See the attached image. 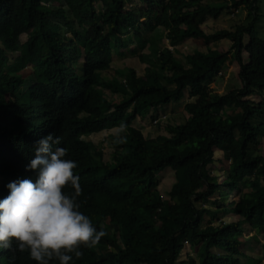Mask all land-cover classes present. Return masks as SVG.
I'll return each instance as SVG.
<instances>
[{
	"label": "trees",
	"instance_id": "1",
	"mask_svg": "<svg viewBox=\"0 0 264 264\" xmlns=\"http://www.w3.org/2000/svg\"><path fill=\"white\" fill-rule=\"evenodd\" d=\"M57 2L59 7L55 0H0V199L9 182L36 177L25 165L35 142L52 133L60 137L55 147L66 148L65 159L76 163L79 210L104 231L94 245L81 246L70 264H245L243 222L264 227V157L255 153L264 138V38L257 32L262 0ZM134 2L140 7L128 9ZM240 9L247 11V25L213 34L202 28ZM166 39L172 47L229 40L232 48L196 51L184 63ZM130 44L147 65L144 74L128 68L123 82L102 79L113 52ZM229 55L239 66L241 88L206 95ZM28 66L34 83L26 86L22 72ZM106 90L121 94L119 102L112 103ZM186 93L188 118L167 119L166 135L148 141L134 127L138 117L178 103ZM83 108L99 112L80 116ZM115 128L125 130L107 164L86 138ZM219 146L230 161L222 182L210 167ZM166 168L176 173L170 199L162 196L158 175ZM234 190L239 198L232 201ZM230 210L241 220L214 223ZM198 242L197 259L188 254L180 260L185 247ZM0 264L35 262L13 244L0 248Z\"/></svg>",
	"mask_w": 264,
	"mask_h": 264
},
{
	"label": "clouds",
	"instance_id": "2",
	"mask_svg": "<svg viewBox=\"0 0 264 264\" xmlns=\"http://www.w3.org/2000/svg\"><path fill=\"white\" fill-rule=\"evenodd\" d=\"M132 6L133 7L130 8L127 4L128 9H136L134 5ZM124 39H126V36H124ZM25 42L22 41V43ZM182 45L172 47L167 44L166 46H168L170 51H172V53L174 54V51ZM119 53H121V51ZM28 69H30L31 71L32 66H28L25 68V70ZM222 71L218 73V75H221ZM123 74L124 72L121 73L119 71H116L114 78L107 79V81L112 82V80L117 79L123 82ZM217 76L214 79H216ZM102 79H104L103 75ZM239 84L241 88L240 80ZM215 92L217 91L214 90L211 93L206 94L211 95ZM185 95L186 96L182 100H187L188 103V93H186ZM253 96L259 95H252L250 96V98H252ZM252 99L258 101L255 98ZM181 101H179L178 103L162 105L158 109H151V113L149 112L146 117H138L137 120L139 118L145 119L148 116L151 117L157 114L162 108L171 106L172 104L178 105ZM187 118L188 114L184 117V119ZM167 119L168 118H166V114L161 115L157 118V120H155L154 125H157L160 121L166 122ZM135 122L134 127L140 130V128L136 126ZM114 130H116V128ZM114 130L104 131L112 132ZM124 130L125 128L118 129V131L120 132H123ZM88 138L89 137H87L86 140H88ZM113 139L114 137L112 138V140ZM59 144L60 137L54 136L52 133H48L39 138L33 146V158L29 160L25 165V171L32 170L36 173V177L28 176L34 177L35 181L33 182L32 180L27 179V177H19V180L9 182L6 185L8 194L4 198L0 199V248L7 249L15 244L17 250L21 252L27 251L29 258L33 260L35 264H50V261L53 260L57 261L58 264H70V261H72L73 259V255L77 258L81 255V252L79 251V248L81 246L90 247L104 235L103 229L97 230V228L93 226V223L89 219V217L79 210L80 204L77 202V197L80 194V189L78 177L73 173V169L76 167V163L71 159H65L67 149L64 147H55ZM98 150L104 154L103 151H101L100 149ZM116 150L117 149H115V152ZM258 155L263 156L262 154ZM111 163L112 159L111 162L107 164ZM1 177L2 176H0V178ZM65 186L71 187V189L73 190L71 195L66 194L62 191ZM228 214L230 215L234 213L230 210L227 215ZM240 220L241 219L239 217L236 221ZM208 221L209 219L207 218L204 226ZM245 224H248L254 230L262 229L253 220L248 223L243 222V236L241 238L242 245H244V243L246 242ZM242 245L240 246V250L246 255L247 258L245 260V264H248L249 261L252 260V258L242 250ZM193 246H198V255L201 242H198L196 245H187L184 249V252L187 248ZM183 254L180 260H186L188 254L197 259V257H195L193 253Z\"/></svg>",
	"mask_w": 264,
	"mask_h": 264
},
{
	"label": "rangeland",
	"instance_id": "3",
	"mask_svg": "<svg viewBox=\"0 0 264 264\" xmlns=\"http://www.w3.org/2000/svg\"><path fill=\"white\" fill-rule=\"evenodd\" d=\"M58 0H55V4H53L55 7H59ZM225 1V0H221ZM128 6L131 8L139 6L140 3L136 2L134 4L127 3ZM101 5V2H97V7L99 8ZM260 13L262 18L259 19L257 23V32L260 37L264 38V0H262V4L259 5ZM247 12V11H245ZM242 9L240 10H233L232 14H226L223 13V15L217 19H209L204 25L203 29L207 34H213L216 31L224 30V29H234L235 26L239 24L247 25L248 22L245 21V13ZM27 40V35H23L21 38V41L25 42ZM168 42L165 40V45H167ZM248 44V38L247 36L244 39V45ZM135 49V45H131V47L123 48L121 50V53L114 52L112 55V63H111V70L104 73V77L106 79L114 78V75L116 71H119L121 73L127 71L128 68H133L137 71L139 76H142L145 72V68L147 65L142 64L135 52H132L130 49ZM232 48L231 41L229 40H222L218 42H210L209 44H206L203 40H189L185 42L182 46H180L178 49L174 51V54L176 57L186 63L185 56H187L190 53H195L196 51L207 53L209 50L212 51H223V52H230ZM144 54H149V50L143 51ZM244 61L247 62V55H244ZM226 66L221 75H218L216 79H214L208 86L206 93H211L212 91L216 90L218 93H228L231 90L240 89V84L238 80L239 75V66L233 62V59L231 55H229L227 62L225 63ZM26 78V86H29L34 83V76L31 74L30 69L25 70L23 72ZM25 87L22 88L24 90ZM106 97L109 98V100L112 103L119 102L121 99V94H116L113 96L109 91H105ZM207 95V94H206ZM250 98V96H249ZM252 98L257 99L258 101L262 99V96H253ZM187 103V100H182L178 105L172 104L171 106H167L162 108L157 114L153 116H148L145 119L139 118L135 124L140 128V130L143 132L144 136L148 141L154 140L158 135H166V123L160 121L157 125H154L155 120H157L158 117L161 115L166 114V118L173 119L177 123H180L183 121L184 117L187 116L185 112V105ZM103 111H106L104 109ZM99 111H93L90 109H82L79 112L80 116L88 115L91 113H98ZM151 113V112H150ZM123 135V132L118 131V129L108 132L103 131L102 133L98 135H94L88 138V140H92L96 143L98 149L104 152V160L106 163H110L112 159V155L115 152L116 146L114 145V140L120 138ZM114 139L112 140V138ZM262 143L259 147L256 148V155L262 154L264 156V138L261 139ZM225 144V142H222L221 145ZM216 153V163L212 164L210 167L214 170V172L218 176V180L224 181L225 179V173L224 169L228 168L230 166V162L228 159H226V155L221 150L220 146L215 148ZM159 180L161 182V193L164 199H170L169 192L171 191L173 185L176 183V173L171 168L164 169L161 173L158 174ZM27 179L35 181L34 177H27ZM229 192V191H228ZM214 197H217L214 196ZM239 196L236 190L232 191V194H230L229 199L230 200H238ZM231 201V202H232ZM231 202H228L230 204ZM239 217L235 214H228L224 217H221L219 221L214 222L215 224L222 223H230L233 221H236ZM246 229V242L244 245H242V250L251 256L252 260L249 261L248 264H264V228L254 230L251 226L248 224H245ZM197 249L198 246L189 247L185 250V253H193L195 257H197ZM183 254V255H184Z\"/></svg>",
	"mask_w": 264,
	"mask_h": 264
},
{
	"label": "crops",
	"instance_id": "4",
	"mask_svg": "<svg viewBox=\"0 0 264 264\" xmlns=\"http://www.w3.org/2000/svg\"><path fill=\"white\" fill-rule=\"evenodd\" d=\"M162 32H163V31H162ZM131 45H135V48H136V44H130L128 47H131ZM130 50H131L132 52H135V51H134L135 49H133V48L130 49Z\"/></svg>",
	"mask_w": 264,
	"mask_h": 264
}]
</instances>
